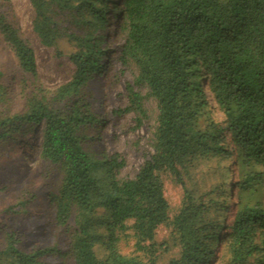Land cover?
Masks as SVG:
<instances>
[{
    "label": "trees",
    "instance_id": "obj_1",
    "mask_svg": "<svg viewBox=\"0 0 264 264\" xmlns=\"http://www.w3.org/2000/svg\"><path fill=\"white\" fill-rule=\"evenodd\" d=\"M29 2L39 43L67 41L74 70L45 89L33 48L0 10V39L23 71L8 77L20 84V106L0 110V148L35 135L38 157L54 176L45 198L68 234L61 261L264 264V0H121L120 8L114 0ZM117 11L120 21L109 32ZM110 34L121 38L113 48ZM113 54L120 67L137 69L134 80L146 92L128 88L127 105L111 114L134 112L139 123L145 96L157 105L151 151L130 177L119 175L125 160L100 145L98 86ZM8 83L0 82V91ZM211 101L221 119L209 111ZM220 158L237 171L230 206L225 189H201L206 175L197 177ZM165 178L181 187L175 208L164 195ZM34 197L19 200L20 208ZM160 228L166 235L157 241ZM130 240L135 253H124ZM20 244L17 232L3 230L0 264H45L55 249Z\"/></svg>",
    "mask_w": 264,
    "mask_h": 264
},
{
    "label": "rangeland",
    "instance_id": "obj_2",
    "mask_svg": "<svg viewBox=\"0 0 264 264\" xmlns=\"http://www.w3.org/2000/svg\"><path fill=\"white\" fill-rule=\"evenodd\" d=\"M115 7L122 6L121 0H114ZM110 5V8H112ZM0 10L6 18L15 22L20 28L23 38L26 39L34 50L36 64V80L47 90L52 91L59 84L68 80L74 70L73 62L68 58L71 45L60 40L57 47H47L39 43L32 30V17L34 12L29 0H0ZM120 14L116 12L115 17L109 21V32L114 25L120 21ZM120 35H109L106 39L107 45L113 48L120 42ZM114 45V46H113ZM56 50H59L57 53ZM111 65L103 73L98 86L101 99V111L105 115V124L99 133L100 145L108 154L116 153L125 160L120 169V176H132L142 161L151 151L152 132L156 124L157 105L153 98L145 96L143 106L146 116L138 123L134 112H123L111 114L113 108H124L127 103V89L133 88L145 95L146 87L135 82L134 76L137 69L133 66L120 67L118 61L113 59ZM0 68L3 77L0 82L8 85L0 91V110L6 107L11 113L20 106V95L13 79L9 76L23 73L22 69L14 63L13 55L7 44L0 39ZM123 70L122 74L118 71ZM117 72V74H116ZM129 82V87L125 85ZM10 84H12L10 86ZM209 111L216 119H221V112L211 101ZM35 135L30 136L29 143H20L12 147L0 148V245L3 238V230L11 229L19 234L21 246L29 251L37 247H55L44 257L45 264H71L66 256L61 261L59 253H63L68 247V234L64 226L53 220L51 205L47 203L45 193L54 187V176L47 169V163L38 157ZM197 177L205 176L203 182L200 179V188H208L212 184L225 189L229 206L235 201L236 187L234 181L237 171L233 170L229 158L216 159L211 166L202 165ZM30 194H35L33 201L19 206L18 202L27 199ZM164 195L172 207H176L182 195L181 187L174 184L169 178L164 180ZM12 209H9V208ZM14 210V211H13ZM166 235L164 228H160L156 234V240H162ZM132 240L127 245L122 244L124 253H135ZM167 255L164 254L163 257ZM162 264V263H159Z\"/></svg>",
    "mask_w": 264,
    "mask_h": 264
}]
</instances>
